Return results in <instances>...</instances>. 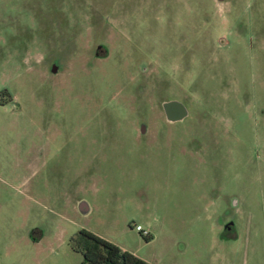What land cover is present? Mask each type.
<instances>
[{"label":"rangeland","instance_id":"obj_1","mask_svg":"<svg viewBox=\"0 0 264 264\" xmlns=\"http://www.w3.org/2000/svg\"><path fill=\"white\" fill-rule=\"evenodd\" d=\"M80 229L264 264V0H0V264H81Z\"/></svg>","mask_w":264,"mask_h":264},{"label":"trees","instance_id":"obj_2","mask_svg":"<svg viewBox=\"0 0 264 264\" xmlns=\"http://www.w3.org/2000/svg\"><path fill=\"white\" fill-rule=\"evenodd\" d=\"M75 238L85 243L82 247L81 264H151L88 230L80 229L71 240ZM145 238L146 241L151 239Z\"/></svg>","mask_w":264,"mask_h":264},{"label":"crops","instance_id":"obj_3","mask_svg":"<svg viewBox=\"0 0 264 264\" xmlns=\"http://www.w3.org/2000/svg\"><path fill=\"white\" fill-rule=\"evenodd\" d=\"M169 109H168V112H170V113H172V114H175V115H180L181 114V110H180V107L179 106H177V105H171V106H169L168 107ZM139 225V224H138ZM145 229V228H144ZM151 232V231H150ZM152 236V235H151ZM152 239V238H151ZM120 248H122L123 250H126L125 248H123V247H120ZM130 252H132L133 254H135L136 256H138L134 251H130ZM139 257V256H138Z\"/></svg>","mask_w":264,"mask_h":264},{"label":"built area","instance_id":"obj_4","mask_svg":"<svg viewBox=\"0 0 264 264\" xmlns=\"http://www.w3.org/2000/svg\"><path fill=\"white\" fill-rule=\"evenodd\" d=\"M135 230L138 231L139 233H141L143 236H147L148 235V230L144 229L141 225L136 224L134 226Z\"/></svg>","mask_w":264,"mask_h":264}]
</instances>
